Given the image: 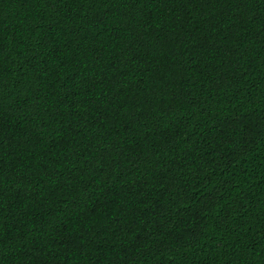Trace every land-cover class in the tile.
<instances>
[{
  "label": "trees",
  "instance_id": "obj_1",
  "mask_svg": "<svg viewBox=\"0 0 264 264\" xmlns=\"http://www.w3.org/2000/svg\"><path fill=\"white\" fill-rule=\"evenodd\" d=\"M0 264H264V0H0Z\"/></svg>",
  "mask_w": 264,
  "mask_h": 264
}]
</instances>
